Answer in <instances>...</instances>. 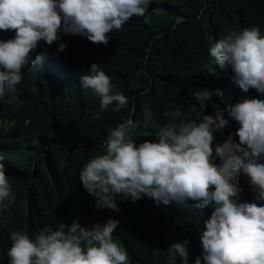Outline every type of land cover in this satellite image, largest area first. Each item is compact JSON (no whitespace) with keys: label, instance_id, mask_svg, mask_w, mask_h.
I'll use <instances>...</instances> for the list:
<instances>
[{"label":"trees","instance_id":"16d2710c","mask_svg":"<svg viewBox=\"0 0 264 264\" xmlns=\"http://www.w3.org/2000/svg\"><path fill=\"white\" fill-rule=\"evenodd\" d=\"M229 26L236 31L256 26L264 35V0H151L143 17L134 16L119 31L107 34V45L62 31L52 45L38 43L31 56L43 60L22 69L15 98L0 101V154L16 193L11 211H0V264H8L9 228L31 238L48 225L54 230L60 222L92 227L109 218L120 221L113 240L127 250L129 264H168L169 245L186 239L188 264H194L203 251L200 232L211 206L200 209L191 200L157 206L143 196L135 203L118 199L119 212L98 210L79 174L91 159L104 154L108 130L129 117L137 125L130 134L139 144L157 140L168 124L165 112L188 113L190 104L199 109L189 90L207 89L210 99L204 114L214 116L215 105L229 121L223 133L214 131L213 149L229 135L238 143L240 125L229 117V105L245 97L264 100V95L255 89L243 93L231 78V68L220 69L210 57V47ZM14 36V31H0V40ZM61 42L66 50L58 52ZM92 63L111 78L110 94L127 98L119 112L115 102L101 111L100 98L80 86L79 78L88 74ZM145 113L151 114L154 127H144ZM214 163L219 165L220 159ZM239 188L238 202H254L255 191L243 173ZM177 264H182L179 256Z\"/></svg>","mask_w":264,"mask_h":264},{"label":"clouds","instance_id":"9594fccd","mask_svg":"<svg viewBox=\"0 0 264 264\" xmlns=\"http://www.w3.org/2000/svg\"><path fill=\"white\" fill-rule=\"evenodd\" d=\"M150 5L151 0H0V31L15 32L14 38L0 40V101L15 98L22 69L43 60V56H31L40 41L52 45L62 31L107 45L109 32L119 31L134 16L143 17ZM226 32L209 49L214 64L220 69L230 67L231 78L243 93L255 89L264 95V35L256 26L239 31L229 26ZM65 50L61 42L57 51ZM79 80L83 89L93 90L100 98L101 111L115 102L114 110L119 112L128 103L123 94H110L114 85L98 63H92ZM189 95L199 109L190 104L188 113L165 112L168 124L156 141L137 144L130 134L137 125L130 117L109 129L104 154L84 166L80 182L95 198L98 210L119 212L118 199L135 203L143 196L157 206L186 205L189 200L200 209L211 206L213 211L200 232L203 251L194 264H264V163L260 162L264 100L245 97L229 105V117L240 125L239 142L229 135L213 149L214 131L223 133L229 121L215 105L214 116L204 114L210 99L207 89L189 90ZM150 124L151 114L145 113L144 127ZM216 157L219 165L214 163ZM4 160L0 154V211L10 212L16 193ZM241 173L255 191L254 202H238ZM119 223L112 218L92 227L60 222L55 230L48 225L31 238L27 232L9 228L8 264H129L127 250L113 240ZM167 253L168 264H177L178 256L182 264H188L189 241L171 243ZM154 255H159L158 249Z\"/></svg>","mask_w":264,"mask_h":264}]
</instances>
